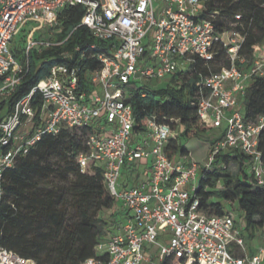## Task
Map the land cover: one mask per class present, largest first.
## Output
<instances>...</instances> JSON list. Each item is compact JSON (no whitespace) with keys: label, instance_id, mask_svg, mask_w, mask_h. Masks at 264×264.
Here are the masks:
<instances>
[{"label":"built area","instance_id":"obj_1","mask_svg":"<svg viewBox=\"0 0 264 264\" xmlns=\"http://www.w3.org/2000/svg\"><path fill=\"white\" fill-rule=\"evenodd\" d=\"M207 2L0 0V104L25 75L29 51L41 53L64 41H38L32 34L45 25L55 34L59 32L57 14L65 7L82 5L85 12L80 25L94 38L110 42L108 50H99L96 44L75 47L80 59L99 63L98 68L83 72V79L80 66L55 63L26 95L0 109V181L4 171L43 136L64 128L93 129L85 139L88 151L78 154L77 162L82 172L88 160L101 170L124 219L116 222V233L95 245L98 257H89L82 264H179L181 259L184 264L264 263L263 246L253 255L247 252L231 207L221 215L209 213L193 196L201 167L210 171L220 152L243 155L256 185L264 188L258 150L264 117L249 121L243 113L247 88L255 78L264 80V43L253 46L250 59L241 54L245 35L235 29L240 15L228 29L219 31L214 14L204 15ZM28 22L31 29L16 57L15 37ZM220 48L227 64L211 68L208 63ZM59 55L69 59L72 52L65 50ZM197 59L208 67V74H199L200 88L193 102L198 117L210 131L225 123L223 138L209 143L202 164L168 157L170 139L183 129L179 119L160 122L147 117L144 129L135 131V116L127 102L131 83L156 81L179 87ZM143 160L147 169L144 180L135 186L119 182L123 170L129 171ZM157 250L158 263L153 259ZM0 264L36 263L0 246Z\"/></svg>","mask_w":264,"mask_h":264},{"label":"trees","instance_id":"obj_2","mask_svg":"<svg viewBox=\"0 0 264 264\" xmlns=\"http://www.w3.org/2000/svg\"><path fill=\"white\" fill-rule=\"evenodd\" d=\"M84 12V7L77 4L57 14L56 28L60 31L55 34L56 40L64 41L41 53L29 51L27 71L0 109L26 95L39 79L49 74L55 63L80 66L81 79L83 72L99 67L96 60L80 59L74 51L76 46L86 44H96L99 50H108L110 45L94 38L87 27L80 25ZM211 13L219 31L228 29L236 22L235 16L240 15L235 29L245 35L240 53L248 59L253 46L264 43V0H208L204 15ZM16 47L13 53L19 57L21 52ZM65 50L72 52L71 58H60L59 53ZM221 64H227L222 48L208 65L217 68ZM199 74H208V67L197 59L179 87L150 89L147 85L130 84L127 102L135 116V131L144 129L147 117L154 116L160 122L180 120L182 131L166 147L169 158L174 154L187 155L184 145L191 138L204 139L211 145L223 138V131L208 137L210 129L199 119L193 104L200 88ZM243 103L246 120L264 117L263 79H253ZM91 132L90 127H73L45 135L27 155L18 157L4 171L0 181L1 247L36 264H82L89 257H98L94 247L106 239L105 227L114 224L103 220L100 212L111 211V216L118 212L101 170L88 160L82 172L77 162V155L88 151L85 139ZM258 150L264 166V128L258 136ZM232 163L238 166L235 174L228 171ZM218 181L223 182L224 188L217 191L214 188ZM193 196L199 200L200 208L218 215L228 212V205L236 203L243 212L245 229H251L250 237L255 229L264 226V188L256 185L252 173H248L245 157L239 153L220 152L215 155L210 171L201 167ZM179 264H184V260H179Z\"/></svg>","mask_w":264,"mask_h":264},{"label":"rangeland","instance_id":"obj_3","mask_svg":"<svg viewBox=\"0 0 264 264\" xmlns=\"http://www.w3.org/2000/svg\"><path fill=\"white\" fill-rule=\"evenodd\" d=\"M31 29V25L29 24V22L23 26L20 31L18 32L17 36L15 37V41H17V47L16 49L19 52H22L23 50V46H24V41L27 39V35L29 33V30ZM55 31L51 28H49L47 25H45V27L43 29H38L36 30L33 34H32V38L34 40H56V36H55ZM165 85V82L162 83H158L156 81H151L149 84H147V87L150 89H157L160 87H163ZM225 128V123H223V125L220 128L214 129L212 131H210L207 135L208 137H212V136H216L217 134H219L220 132H222ZM205 147L209 148L210 150V144L207 141H204V139H198V138H191L189 140H187L185 142V144L193 151V156L196 158L198 156H200L201 158V162L205 163L207 160V156L209 151L207 149H205ZM172 158L175 160H181L182 163H188V161L185 158H182V156H180L179 154H174L172 156ZM228 171L231 174H235L238 171V166L236 165H229L228 167ZM250 169L248 168V173H249ZM122 175L119 179V182H128L126 181V173L124 172V170L122 171ZM201 176V172L198 173V180L200 179ZM224 188L223 182L222 181H218L215 183V190H222ZM228 207H231L233 214L235 215L236 219L238 220L239 223V229L242 232V235L245 239V246L246 248L250 251H253V249L255 248V250H257L259 247H264V237H262V233L260 229H255L254 230V237H250L249 234L251 232V229H245V220L243 218V212L237 207L236 203L230 204L228 205ZM115 211H117L118 213H116L114 216H111V211H107V210H102L100 212V217L105 220V221H113L114 224L109 225L108 227H105L104 230V234L105 237H109L110 235L114 234L118 228L116 225V222H120L123 221V217L124 215L120 212L121 211V207L120 204L117 203V205L115 206ZM162 242V241H161ZM164 243V242H162ZM157 253L158 250L155 252V256L153 257L154 261L156 263H158L157 260Z\"/></svg>","mask_w":264,"mask_h":264},{"label":"crops","instance_id":"obj_4","mask_svg":"<svg viewBox=\"0 0 264 264\" xmlns=\"http://www.w3.org/2000/svg\"><path fill=\"white\" fill-rule=\"evenodd\" d=\"M203 145H204V143H203ZM184 147L187 150L188 154L185 155V156H182V158H185L188 161V163L192 159L201 162L200 156H198V157L195 158L193 156V151L186 144L184 145ZM204 147H205V145H204ZM205 149H207L209 151V148L208 147L207 148L205 147ZM176 161H178V160L176 159ZM232 164L233 165H236L234 163H232ZM124 172L126 173V181H128V182H123L122 181L121 183H128V184H130V185H127V186H135L137 183H139L140 181L144 180L147 177V169H146L145 161L143 160V161L139 162L136 166H134L133 168H131L129 171L125 169ZM237 225L239 226V223L238 222H237ZM258 229L261 230V233L263 235L262 237H264V234H263L264 226L261 227V228H258ZM253 237H254V231H253ZM255 251H256L255 248L253 249V251H251V250L249 251L247 249V252L250 255H253L255 253ZM237 254H241V253L238 252Z\"/></svg>","mask_w":264,"mask_h":264},{"label":"bare ground","instance_id":"obj_5","mask_svg":"<svg viewBox=\"0 0 264 264\" xmlns=\"http://www.w3.org/2000/svg\"><path fill=\"white\" fill-rule=\"evenodd\" d=\"M188 264H190V263H188Z\"/></svg>","mask_w":264,"mask_h":264}]
</instances>
